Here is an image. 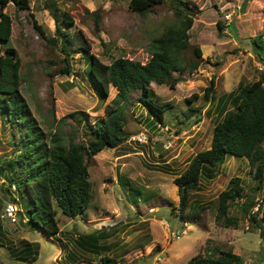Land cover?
Wrapping results in <instances>:
<instances>
[{
	"label": "rangeland",
	"instance_id": "374dc122",
	"mask_svg": "<svg viewBox=\"0 0 264 264\" xmlns=\"http://www.w3.org/2000/svg\"><path fill=\"white\" fill-rule=\"evenodd\" d=\"M186 1L198 14L189 30L191 45L182 58L185 64L197 61L198 67L175 72L179 79L175 88L151 83L159 102L174 104L166 119L154 120L139 99L141 92L132 93L126 107L128 138L89 162L94 199L85 215L68 216L56 204L58 234L27 224L30 196L20 195L15 186L8 191L0 175V196L5 202L14 201L20 211L16 222L0 217L4 234L0 264H187L195 255L217 249L240 254L243 264H264V233L250 218L257 212L264 229V184L258 187L247 158L228 155L214 177L203 174L184 216L175 182L198 152L210 148L215 124L222 119L217 109L220 99L229 100L227 111L234 109L230 94L264 72L253 42L264 33V0H249L244 12L245 0ZM52 2L62 15L68 11L74 18L72 24L63 25L75 40L71 49L85 46L84 35L106 63L121 56L148 61L153 38L175 16L168 3L141 15L130 9V0H31V9L23 11L13 1L7 5L5 10L13 18L9 45L22 58L21 91L35 117L49 137L73 134L86 142L87 125L105 115V106L113 103L118 90L111 85L103 101L90 81V62L80 53L71 58L72 74L61 73L66 61L60 40L57 45L49 42L34 25L36 19L48 37L55 36L48 7ZM195 46L201 47V58L195 56ZM0 54H5L1 40ZM212 78L214 97L207 98ZM19 138L18 124H10L0 114V165ZM235 176L242 178L244 196L229 210L237 224L227 227L216 220L218 197ZM252 201L254 206L246 208ZM89 233H95L98 242L86 248L78 240ZM25 241L37 244L39 252L21 259Z\"/></svg>",
	"mask_w": 264,
	"mask_h": 264
},
{
	"label": "trees",
	"instance_id": "16d2710c",
	"mask_svg": "<svg viewBox=\"0 0 264 264\" xmlns=\"http://www.w3.org/2000/svg\"><path fill=\"white\" fill-rule=\"evenodd\" d=\"M11 1L19 11L31 9V0H0V40L5 44V54H0V114L10 124H18L20 128L19 141L12 142L14 151L9 158L3 159L0 175L5 177L8 191L15 186L20 195L26 193L30 196L27 224L55 235L61 232L56 204L68 216L85 215L94 199L89 162L98 152L116 147L128 138L129 133L125 130L126 107L132 93L141 92L140 101L154 120L160 123L166 119V113L173 109L172 102H159L154 97L151 83L167 84L175 88L179 81L174 77L175 72L198 67L197 61L185 64L182 58L191 45L189 30L198 13L186 0H130V9L141 15L148 14L156 5L168 3L175 16L174 21L153 38L150 45L151 56L146 62L121 56L106 63L92 51V44L83 34L85 46L71 49L75 40L63 25L72 24L74 18L68 11H64L62 15L55 2L48 5L56 25L54 37H48L42 25L34 19V25L45 39L55 45L60 40V48L65 53L66 61L61 73L72 74L74 68L71 58L80 53L86 62H90V81L103 101L110 95L111 85L118 90L113 103L105 106V115L87 125L88 140L81 142L73 134L67 138L59 133L49 137L21 91L23 61L17 49L9 45L13 18L5 10ZM253 42L259 59L264 63V33L256 35ZM194 53L197 58H201V47L195 46ZM214 89L215 79L212 78L205 96L213 98ZM230 95L231 102L236 107L227 111L229 100L220 99L217 109L222 119L215 124L210 148L198 152L183 173L175 179L180 196L181 216L188 210L191 193L200 184L202 175L214 177L215 169L228 155L247 158L258 187L264 184V72L257 81L240 84ZM191 110L194 111L192 108ZM243 196L242 178L232 177L218 197L216 220L219 224L227 227L237 224L229 210ZM10 197L12 200L17 198ZM7 203L9 202H5L0 196L1 218ZM253 203L247 202L246 208L254 206ZM250 218L264 233L257 219V212L252 213ZM3 236L0 226V246L3 245ZM78 241L88 248L97 246L98 238L95 233H89L81 235ZM24 243L27 247L22 250L21 259H26L33 253L38 254L37 244L27 241ZM102 259L107 261L108 257ZM187 264H243V258L233 250L217 249L197 254Z\"/></svg>",
	"mask_w": 264,
	"mask_h": 264
},
{
	"label": "built area",
	"instance_id": "2783aa9c",
	"mask_svg": "<svg viewBox=\"0 0 264 264\" xmlns=\"http://www.w3.org/2000/svg\"><path fill=\"white\" fill-rule=\"evenodd\" d=\"M226 18L227 19H231V14H227ZM18 211H19V209H18L17 205L15 203H13V202H9L4 207V210H3L2 214H1V216H2V218L4 220L8 219L11 222H16L17 221Z\"/></svg>",
	"mask_w": 264,
	"mask_h": 264
},
{
	"label": "water",
	"instance_id": "95a60500",
	"mask_svg": "<svg viewBox=\"0 0 264 264\" xmlns=\"http://www.w3.org/2000/svg\"><path fill=\"white\" fill-rule=\"evenodd\" d=\"M249 0H245L243 5H242V8H241V11L244 12L246 10V7H247V3H248Z\"/></svg>",
	"mask_w": 264,
	"mask_h": 264
}]
</instances>
